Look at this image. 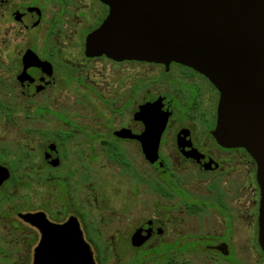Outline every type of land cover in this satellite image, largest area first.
Returning <instances> with one entry per match:
<instances>
[{
	"label": "flooded vegetation",
	"instance_id": "obj_1",
	"mask_svg": "<svg viewBox=\"0 0 264 264\" xmlns=\"http://www.w3.org/2000/svg\"><path fill=\"white\" fill-rule=\"evenodd\" d=\"M108 13L103 0H0V21L10 25L5 35L46 37L40 48L20 52L14 82L25 101L21 172L17 176L14 162L0 157L9 171L0 190L12 181L53 190V206L40 200L34 209L11 204L4 210V218L10 210L16 220L0 221L3 241L21 246L19 264H38L43 232L22 215L42 213L54 225L72 219L93 264L101 258L99 246L108 243L128 244L132 264L147 254L159 255L154 264L200 258L249 264L252 251L264 264L257 164L245 147L223 145L214 136L218 87L179 62L88 53L87 36ZM25 64L32 85L23 90L18 76ZM68 85L77 91L51 93ZM107 165L111 173L97 171ZM100 175V193L93 198L92 182ZM101 204L109 210L94 226L92 207L103 212ZM142 206L153 214L140 219Z\"/></svg>",
	"mask_w": 264,
	"mask_h": 264
},
{
	"label": "water",
	"instance_id": "obj_2",
	"mask_svg": "<svg viewBox=\"0 0 264 264\" xmlns=\"http://www.w3.org/2000/svg\"><path fill=\"white\" fill-rule=\"evenodd\" d=\"M103 1L109 13L87 36L88 53L179 62L218 87L220 101L213 133L223 145L245 147L256 161L259 244L264 252V0ZM28 67L25 64L18 76L23 90L32 85L26 83ZM144 150L154 158L149 149ZM8 176L9 171L0 165V185ZM22 217L43 232L35 263H94L72 219L54 225L42 213Z\"/></svg>",
	"mask_w": 264,
	"mask_h": 264
},
{
	"label": "rangeland",
	"instance_id": "obj_3",
	"mask_svg": "<svg viewBox=\"0 0 264 264\" xmlns=\"http://www.w3.org/2000/svg\"><path fill=\"white\" fill-rule=\"evenodd\" d=\"M9 22L0 21V112H3L6 109L11 111L9 117H5L4 113L0 115V152H6L7 155L4 156L0 153V157H4L2 160L8 165H12L14 162V173L19 176L20 163L17 161L18 156H20L21 147L23 144V125L24 117L22 115L25 108V101L22 98V95L19 92V88L14 82L15 73L18 71L19 67L17 64L20 59V52L22 48L26 46H35L40 48L41 45L45 44L46 37L40 35L39 33L33 32V35L27 32L23 36H7L4 32L6 29L10 28ZM14 65H13V64ZM68 92V91H77V89H72L70 85L61 90H52L51 93L56 92ZM31 146V145H29ZM29 148V147H28ZM31 148V147H30ZM29 148V149H30ZM112 167L105 166L101 168L98 166V170L111 173ZM115 170H113L114 172ZM101 179H94L92 182V196L94 198L96 193H100L101 180L102 176H99ZM105 181H108L107 179ZM24 182V181H23ZM107 188V187H106ZM52 188L42 187L40 184H37L36 181L30 182L28 187L21 186L20 181H12L10 184L4 186L0 190V221H13L15 215L10 213V210L7 211L8 215L4 210L9 209L11 204H17L19 206L26 205L27 208L34 209L39 207L41 204L40 200H47L49 205L52 204ZM27 196L26 203H22L23 198ZM93 206V205H92ZM97 207V205H95ZM103 212H97L94 206L92 207V220L94 226H100L102 222L101 216H107L104 210H109V207L101 204ZM1 214H3L1 216ZM153 214L151 211H147L143 206L140 207L139 217L143 219L148 215ZM115 219V218H114ZM13 231H16L14 229ZM179 231L176 234H173V237L178 236ZM5 235V230L0 224V264H19L21 261L20 253L16 249L20 250V245H14L3 241ZM154 245H147L143 249H149ZM99 247L102 248L101 258H98V264H132L133 259H135L134 252L129 248L128 244H101ZM107 252L105 256L104 252ZM17 252V253H16ZM252 258L249 264H258L256 261V256L254 251H252ZM177 257L181 258V253L176 252ZM158 256V257H157ZM159 260V255L153 256L152 254H147L144 256V259L139 264H154ZM210 262V261H209ZM208 264V261L204 258L199 260H194L193 264ZM178 264V263H176Z\"/></svg>",
	"mask_w": 264,
	"mask_h": 264
}]
</instances>
